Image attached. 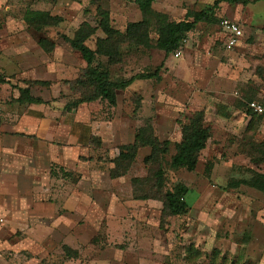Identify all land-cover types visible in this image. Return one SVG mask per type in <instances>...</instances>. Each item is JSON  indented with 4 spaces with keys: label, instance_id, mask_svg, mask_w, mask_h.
Instances as JSON below:
<instances>
[{
    "label": "rangeland",
    "instance_id": "374dc122",
    "mask_svg": "<svg viewBox=\"0 0 264 264\" xmlns=\"http://www.w3.org/2000/svg\"><path fill=\"white\" fill-rule=\"evenodd\" d=\"M213 2L155 0L151 13L144 17L136 0H0V106L15 100L20 86H39L34 94L40 90L47 103H53L52 109L61 108L62 114H67L70 132L82 144L78 151L84 155L78 171L72 163L67 166L70 176L53 165L60 174L51 176V189L75 187V181L81 180L85 195L82 216L61 219L74 228L65 236L43 233L37 245L18 246L27 229L16 225L11 212H0V264H264V191L259 189L264 187L260 182L264 174V118L244 115V101L261 96L257 90L264 82V42H254L256 34L247 38L255 47L241 61L246 75L239 81L238 92L228 79L214 77V72L225 63L218 59V51L225 49L220 18L239 10L240 5L221 3L215 7L216 19L198 22L187 33L178 57L173 53L165 56L155 46L156 29L162 21L185 19L187 12ZM250 2L249 21L263 33L264 0ZM241 6V13H246L247 5ZM35 10L60 21L37 31L23 19ZM105 11L118 32L124 33L129 23L143 17L147 32V45L142 46L121 42L116 35L112 42L119 48L113 63L97 56L110 77L127 79L157 67L159 77L136 79L117 90L115 106L97 99L68 110L67 102L91 91L84 81L76 80L85 62L63 36L72 37L82 24L95 28L85 41L95 49L97 39L106 37L100 26ZM239 24L242 29L243 23ZM39 37L54 42L48 53L52 66L46 75L53 77L48 85L33 83L26 72L31 66L22 64L25 54L40 58ZM67 81H73L74 87ZM198 111H203L210 130L206 147L194 170L173 168L170 162L181 129ZM75 116L80 121H74ZM147 124L159 141L170 142L168 151L146 162L151 150L140 147L132 161L117 164L122 147L131 144L138 129ZM112 169L122 176L111 178ZM178 184L188 188L185 201L189 208L180 216H163L164 193ZM6 190L1 197L11 195L10 188ZM1 197L0 207L9 210L11 201ZM60 208L62 204L57 209L62 214ZM68 242L74 246L71 251L64 246ZM75 249L78 255L71 258Z\"/></svg>",
    "mask_w": 264,
    "mask_h": 264
},
{
    "label": "crops",
    "instance_id": "0c3cea01",
    "mask_svg": "<svg viewBox=\"0 0 264 264\" xmlns=\"http://www.w3.org/2000/svg\"><path fill=\"white\" fill-rule=\"evenodd\" d=\"M221 3L226 2H220L219 4ZM251 3L253 2L247 4V9L245 8L246 13H241L242 4H234L240 5V8L238 6L239 10L228 12V17L220 18V20L227 18L238 24L239 22L243 23L244 30L242 28V36L231 49L226 48L228 36L220 27L225 49L223 52L218 51L220 53L218 59L220 61L223 60L222 62L225 63H220L219 66H222V69L219 68L214 72L216 73L214 77L217 78L219 76L233 83L235 92H238L239 81L244 80L246 75L243 73L244 68L241 64L242 59H244L243 56H246L245 53H248L255 47V45L249 43L247 38L252 34H256L254 42H264V35H262L264 31L261 33L262 31L260 32L261 29L259 27L255 28L252 26L248 18L247 13L249 12L248 9L251 7ZM212 6H206L198 11L207 10ZM213 15L216 19L215 12H213ZM262 29L264 30V27ZM254 30L259 32H254ZM37 55L40 58H32L25 54L26 57L22 64L23 66L29 64L32 68L31 71L26 72L29 73V77L33 80L51 82L53 77L46 75L52 66L51 58L44 51L41 54L37 52ZM46 56L49 58H46ZM28 58H32L31 62ZM38 87L20 86L19 95L20 89L29 88L30 95L41 98L44 103L25 102L18 100V96L12 102L0 106V195L2 196V191L6 189L9 191L10 188V191H12L11 195L6 197L0 196L3 200L8 199L11 201L9 210L0 207V212L6 215L11 212L12 217L18 221L16 225L18 227L24 226L23 229H27V236L25 235L17 241L18 246L25 245L28 242L37 245V243H40L39 235L43 233L53 236H65L74 226H67L65 223H62L61 219H69L70 215L74 217L82 216V204L85 199L81 180L75 181V187L72 184V186L64 185L60 190L51 189L53 187L51 176L57 178L60 174L53 165L58 166L63 171V175H69L67 166L69 167V164L72 163L78 171L81 165L80 158L84 154L78 151L81 149L82 144L77 143V136L75 133L72 134L70 132L72 126L67 122V114H62L61 108L52 109L53 103H51L52 106L48 104L47 98L42 96L40 90L38 92L39 95L38 93L34 94V89H38ZM40 88L42 87L40 86ZM257 92L261 96L245 100V107L247 102L251 100L264 104V82L259 86ZM84 104H87V102L82 103L81 106ZM56 105L59 104L56 103ZM244 115L250 119L251 115L247 109ZM74 121H80V118L75 116ZM10 143L12 147L9 146ZM26 143L29 146L23 147ZM8 176L10 179H8ZM61 204L63 205L62 209H64V212L59 214L57 213V209ZM30 224H33V226L31 227ZM68 245L64 246L69 251L73 250L74 246L72 243L68 242ZM74 251V255L71 258L78 255L77 250L75 249Z\"/></svg>",
    "mask_w": 264,
    "mask_h": 264
},
{
    "label": "trees",
    "instance_id": "16d2710c",
    "mask_svg": "<svg viewBox=\"0 0 264 264\" xmlns=\"http://www.w3.org/2000/svg\"><path fill=\"white\" fill-rule=\"evenodd\" d=\"M155 0H136V3L145 17L148 13H151L152 3ZM220 2H226L230 5L242 4L247 5L250 0H214L213 6L207 10L187 12L186 18L179 21H166L161 22L157 29V38L155 46L163 50L165 56H168L177 50L186 38L188 32H190L198 22H209L215 20L213 10L218 7ZM29 14L25 16L24 21L26 24L40 31L44 25H56L60 19L56 16H50L49 13L35 10L28 11ZM103 18L100 26L103 32L106 34L105 38H98L96 41L95 49H92L85 44V41L93 34L95 28L85 26L82 24L79 26L72 37L63 36L64 40L70 45V47L77 51L81 58L85 62V67L80 76L76 78L78 81L82 80L90 86V95L76 98L74 101L67 102L65 108L70 110L72 107H77L84 102H91L97 99L105 100L109 105H116V91L123 90L129 86L136 79H151L159 77V67L152 72H141L130 76L127 79H115L110 77V73L105 64L98 60L97 56H104L110 63L114 62L115 55L119 46L112 42V39L118 35L121 42H126L133 46L147 45V32L146 23L144 17L137 22H131L126 26L125 32H118L114 29L109 20L108 13L103 12ZM156 16H160L156 14ZM188 17L192 19L189 20ZM41 21H38V20ZM145 39V40H143ZM39 47L49 53L54 48V42L39 37L37 40ZM149 44V43H148ZM112 49V51H110ZM95 62H97L95 64ZM33 83L48 85L49 81L34 80ZM67 85L74 87L73 81H67ZM18 100L33 103H44L41 98L33 97L29 93V88L20 89V95ZM248 111V110H247ZM249 112V111H248ZM250 115H254L249 112ZM261 117V116H258ZM151 127L147 124L140 127L135 135V139L131 144L124 145L116 158V162H124V160L132 161L135 158L137 150L140 147L149 146L151 153L145 158L154 159L158 154L166 153L168 151L169 141H159L157 137L152 134ZM181 140L175 143L176 152L171 158L170 165L173 168H186L189 171L195 169L198 162V156L200 152L206 147V142L210 136V130L208 125L204 122L203 111H198L193 115L192 120L185 124L181 129ZM121 174L115 172L114 169L110 172V177L115 178ZM158 179L161 180V173H157ZM122 176V175H121ZM261 184L264 185V174L261 175ZM264 191V187H259ZM188 192V188L182 184H178L173 190L166 191L164 193L163 203V216H180L187 212L189 206L185 201V196ZM146 196H141L140 199H147Z\"/></svg>",
    "mask_w": 264,
    "mask_h": 264
},
{
    "label": "built area",
    "instance_id": "2783aa9c",
    "mask_svg": "<svg viewBox=\"0 0 264 264\" xmlns=\"http://www.w3.org/2000/svg\"><path fill=\"white\" fill-rule=\"evenodd\" d=\"M220 27L221 29L227 34L228 38L226 41V48L231 49L233 48L239 38L242 36V29L241 26L232 20L227 18H223L220 20ZM180 54V47L175 50L174 56L178 57ZM246 109L249 112H252L255 116L264 117V104L255 100H251L247 102Z\"/></svg>",
    "mask_w": 264,
    "mask_h": 264
}]
</instances>
